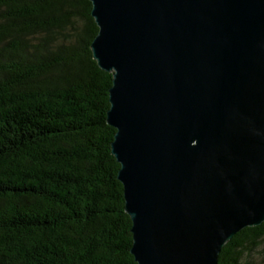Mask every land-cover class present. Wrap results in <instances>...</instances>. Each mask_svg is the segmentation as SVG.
<instances>
[{"label": "water", "instance_id": "1", "mask_svg": "<svg viewBox=\"0 0 264 264\" xmlns=\"http://www.w3.org/2000/svg\"><path fill=\"white\" fill-rule=\"evenodd\" d=\"M135 264H217L264 222V0H88Z\"/></svg>", "mask_w": 264, "mask_h": 264}, {"label": "trees", "instance_id": "2", "mask_svg": "<svg viewBox=\"0 0 264 264\" xmlns=\"http://www.w3.org/2000/svg\"><path fill=\"white\" fill-rule=\"evenodd\" d=\"M90 12L88 0H0V264H135ZM261 245L264 222L217 264H247Z\"/></svg>", "mask_w": 264, "mask_h": 264}, {"label": "rangeland", "instance_id": "3", "mask_svg": "<svg viewBox=\"0 0 264 264\" xmlns=\"http://www.w3.org/2000/svg\"><path fill=\"white\" fill-rule=\"evenodd\" d=\"M264 264V246L261 245L249 257L244 258L243 263Z\"/></svg>", "mask_w": 264, "mask_h": 264}]
</instances>
